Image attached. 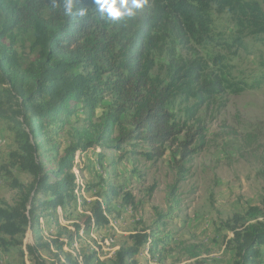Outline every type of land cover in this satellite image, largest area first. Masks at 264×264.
I'll return each mask as SVG.
<instances>
[{
	"label": "trees",
	"instance_id": "trees-1",
	"mask_svg": "<svg viewBox=\"0 0 264 264\" xmlns=\"http://www.w3.org/2000/svg\"><path fill=\"white\" fill-rule=\"evenodd\" d=\"M84 2L89 14L77 22L63 15V6L53 11L50 0H0V124L13 144L0 163V175L8 178L14 192L13 202L0 198V253L28 254L34 264H139L137 257L144 251L166 258L175 235L162 225L178 216V188L196 140L193 134L179 140L182 130L169 111L173 88L178 83L186 90L196 87V95L202 96L222 85L201 83L193 67L183 72V65L168 52L179 72L169 85L156 86L155 55L166 53L162 44L168 38L181 45L193 39L216 40V14H230L245 30L264 33V9L256 0H147L134 18L113 23L100 18L92 0ZM26 45L33 60L18 52L17 47ZM109 94L114 103L95 123V110ZM77 114L85 117L86 125L70 128ZM62 135L68 136L66 145ZM97 146L117 151L120 163L160 159L168 146H176L174 154L179 155L166 211H156L151 225L137 229L132 243L120 246L109 261L101 259L99 250L87 253L75 242L82 230L91 237L110 223L106 211L110 199L120 195L118 189L109 187L110 196L94 201L72 225L59 221V209L66 213L82 198L80 191L97 186L82 188L76 174L77 156ZM16 172L30 175L31 181H21ZM121 204L138 207L130 193L123 194ZM43 219L53 224L47 239L41 234ZM225 225L232 233L227 245L234 252L233 263L264 264V195L259 205ZM28 230L33 232L32 243L24 241Z\"/></svg>",
	"mask_w": 264,
	"mask_h": 264
},
{
	"label": "rangeland",
	"instance_id": "rangeland-1",
	"mask_svg": "<svg viewBox=\"0 0 264 264\" xmlns=\"http://www.w3.org/2000/svg\"><path fill=\"white\" fill-rule=\"evenodd\" d=\"M256 1L264 9V0ZM214 23L216 40L193 39L181 45L168 38L162 44L166 45V53L158 51L155 55L152 81L156 86L169 85L179 72L176 65L170 64V52L183 68L193 67L191 70L201 83L218 82L222 87L208 94L203 92L202 96L196 95V87L186 90L185 85L178 83L173 88L169 111L182 130L179 140L194 135V154L185 164L186 176L179 184L178 216L162 225V229L174 233V249L162 259L144 251L137 257L139 264H234V252L227 245L232 233L225 224L250 206L259 205L264 195V33L245 30L227 13L216 14ZM17 49L25 60L34 59L29 45ZM113 103L114 97L107 95L95 110L93 121L101 122ZM84 122L85 117L77 114L72 117L70 128H82ZM3 139L7 143L0 142V163L11 149L8 131L0 124V141ZM60 139L67 144V135ZM175 147L168 146L165 155L157 160L139 157L137 161L128 158L122 163L117 160V151L100 146L78 155V162L75 161L79 184L82 188L97 186L80 191L82 198L66 213L59 209L61 223L72 225L74 218L94 201L110 196L109 187L118 189L120 195L110 199L106 211L110 223L91 237L83 236L82 230L75 246L84 247L87 253L99 250L101 259L109 261L120 246L132 243L131 235L137 229L151 225L156 211L165 212L166 195L177 173L175 162L179 155L174 154ZM16 173L23 182L32 179L28 174ZM124 193L133 196L137 209L121 204ZM0 198L9 202L14 198L8 178L3 175ZM53 232L52 221L43 219L41 234L47 239ZM33 239V232L28 230L25 243H32ZM42 255L52 261L46 252ZM0 258V264H34L28 254L21 257L15 250L0 253Z\"/></svg>",
	"mask_w": 264,
	"mask_h": 264
},
{
	"label": "clouds",
	"instance_id": "clouds-1",
	"mask_svg": "<svg viewBox=\"0 0 264 264\" xmlns=\"http://www.w3.org/2000/svg\"><path fill=\"white\" fill-rule=\"evenodd\" d=\"M94 8L101 19L108 22H119L134 18L137 10L142 9L147 0H92ZM63 6V15L73 21H80L89 14V5L84 0H50V7L58 11Z\"/></svg>",
	"mask_w": 264,
	"mask_h": 264
},
{
	"label": "crops",
	"instance_id": "crops-1",
	"mask_svg": "<svg viewBox=\"0 0 264 264\" xmlns=\"http://www.w3.org/2000/svg\"><path fill=\"white\" fill-rule=\"evenodd\" d=\"M2 141H4V142H2ZM6 141V142H5ZM3 145H6V143H7V139H3V140H1L0 141ZM13 146V144H12V142H11V144H10V147H12ZM1 147H3V146H1ZM0 147V148H1ZM0 260H1V258H0ZM3 262V261H2Z\"/></svg>",
	"mask_w": 264,
	"mask_h": 264
},
{
	"label": "bare ground",
	"instance_id": "bare-ground-1",
	"mask_svg": "<svg viewBox=\"0 0 264 264\" xmlns=\"http://www.w3.org/2000/svg\"><path fill=\"white\" fill-rule=\"evenodd\" d=\"M4 142V141H3ZM6 142V141H5Z\"/></svg>",
	"mask_w": 264,
	"mask_h": 264
}]
</instances>
